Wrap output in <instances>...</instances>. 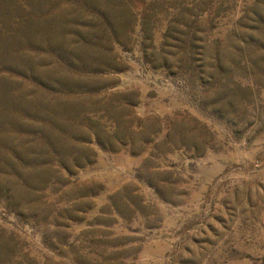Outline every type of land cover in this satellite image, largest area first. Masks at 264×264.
Returning a JSON list of instances; mask_svg holds the SVG:
<instances>
[{
  "label": "rangeland",
  "instance_id": "1",
  "mask_svg": "<svg viewBox=\"0 0 264 264\" xmlns=\"http://www.w3.org/2000/svg\"><path fill=\"white\" fill-rule=\"evenodd\" d=\"M0 264H264V0H0Z\"/></svg>",
  "mask_w": 264,
  "mask_h": 264
}]
</instances>
